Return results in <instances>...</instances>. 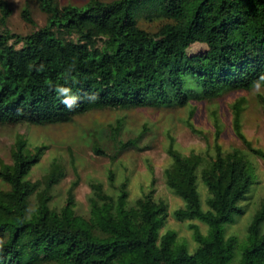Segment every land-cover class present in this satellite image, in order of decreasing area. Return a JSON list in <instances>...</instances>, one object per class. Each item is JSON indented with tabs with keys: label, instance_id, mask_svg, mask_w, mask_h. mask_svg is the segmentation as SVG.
I'll return each instance as SVG.
<instances>
[{
	"label": "trees",
	"instance_id": "trees-1",
	"mask_svg": "<svg viewBox=\"0 0 264 264\" xmlns=\"http://www.w3.org/2000/svg\"><path fill=\"white\" fill-rule=\"evenodd\" d=\"M35 1L44 24L38 25L28 0L22 18L30 31L21 35L10 27L12 6L0 0V128L73 123L90 112L188 108L186 123L199 134L192 100L213 103L227 92L264 87V0ZM153 20L161 22L156 30L142 25ZM196 43L210 48L190 52ZM57 84L81 96L77 108H65ZM87 94L96 100L89 102ZM258 98L264 112V94ZM245 103L240 97L232 104V122L247 150L224 148L216 113L213 152L184 153L169 134L165 184L182 200L172 212L168 199L157 195L155 176L130 201V180L113 166V192L93 181L81 209L78 181L64 198L57 192L68 174L63 158L54 156L33 177L50 145L17 132L9 158L0 156V264H264V194L247 232L230 230L257 183L250 154L264 158L243 132ZM146 129L125 140V119L118 115L88 131L90 147L114 163L126 151L143 150ZM171 214L188 221L194 250L167 227Z\"/></svg>",
	"mask_w": 264,
	"mask_h": 264
},
{
	"label": "rangeland",
	"instance_id": "rangeland-1",
	"mask_svg": "<svg viewBox=\"0 0 264 264\" xmlns=\"http://www.w3.org/2000/svg\"><path fill=\"white\" fill-rule=\"evenodd\" d=\"M8 1L14 10L10 19L12 31L25 35L30 31V26L22 18V12L28 0ZM29 1L33 17L38 25L44 24L45 16L37 2L35 0ZM87 1L59 0L61 4L74 3L80 5ZM160 23L158 20L149 23L143 21L142 25L151 30H156ZM209 48V44L196 43L191 47L190 52L196 53ZM259 94H264V87H258L253 91L227 92L215 99L213 103L206 100H192L191 104L196 107L192 121L195 127L202 132L199 134L193 132L186 123V118L189 116L188 108H135L118 112H90L77 117L73 123L46 127L0 128V156L8 159L9 145L14 141L15 134L17 132L26 133L33 143L50 145L41 164L35 168L33 177L40 176L54 156L62 157L66 163L67 177L57 188L60 198H64L72 183L78 181V185L75 187L76 198L79 207L86 210L87 197L93 181H101L105 189L113 192L108 182V169L113 166L118 168L121 179L127 177L130 180V201L141 195L143 191L148 190L151 180L155 176L157 195L168 199L172 212L182 205V200L175 196L165 184L164 169L170 163V157L166 152L169 134L176 138L177 146L184 153H189L192 150L213 152L215 126L212 116L216 113L223 126L220 142L224 148L237 147L247 150L243 141L236 134L232 122V104L240 97H244L246 103L242 113L243 132L255 147L264 150V112L258 98ZM118 115L125 119V133L123 135L125 140L135 138L145 127L147 129L141 140V145L144 147L142 151H126L112 163L110 156L98 155L92 151L88 131L99 124H107L113 121ZM250 159L257 183L249 200L243 203L245 214L240 216L236 225L230 228L231 231L238 232L240 235L247 232L249 220L258 197L264 194V158L250 154ZM2 184L0 180V186ZM198 189L202 200L205 201L207 191L201 180ZM196 222L202 228L204 227L199 221ZM167 227L177 230L182 237L188 240L190 251L194 250L196 242L193 238L191 239L192 234L188 227V221H178L171 214Z\"/></svg>",
	"mask_w": 264,
	"mask_h": 264
},
{
	"label": "clouds",
	"instance_id": "clouds-1",
	"mask_svg": "<svg viewBox=\"0 0 264 264\" xmlns=\"http://www.w3.org/2000/svg\"><path fill=\"white\" fill-rule=\"evenodd\" d=\"M29 67H32L31 65ZM75 68V61L71 65H69L67 71L71 73ZM44 69V65H40L37 69L38 71H42ZM54 90L57 96L61 99V103L65 106L69 111L77 108L81 102V96L77 94H73L72 89L62 84H57L54 87ZM85 99L89 102H94L96 100V96L94 94H87Z\"/></svg>",
	"mask_w": 264,
	"mask_h": 264
}]
</instances>
